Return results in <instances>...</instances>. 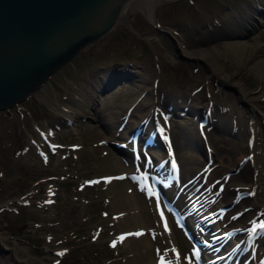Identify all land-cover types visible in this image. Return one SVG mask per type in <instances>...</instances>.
Instances as JSON below:
<instances>
[{
    "label": "rangeland",
    "instance_id": "1",
    "mask_svg": "<svg viewBox=\"0 0 264 264\" xmlns=\"http://www.w3.org/2000/svg\"><path fill=\"white\" fill-rule=\"evenodd\" d=\"M162 1L155 5L151 20L138 7H127L110 31L74 53L25 98L7 110L0 109V259L10 257L13 251L18 256L29 253L41 257L47 264H136L128 241H116L122 228L118 225L122 220L118 222L115 216L119 200L109 197L111 186L107 187L108 179L101 177L108 172L101 164L107 149L93 150L97 144H110L101 135H97L95 145L91 144L86 133L72 125L73 116L69 118L70 113L64 112L65 104L76 105L78 89L101 84L98 77L103 69L126 73L133 82L139 78L143 88L152 86L156 92L178 89L194 93L200 105L212 98L242 109L248 107V102L237 98L233 85L208 74V64L202 58L180 52L175 37L179 35L177 30L185 32L188 38L202 35L211 17H224L237 4L250 1L257 6L256 17L251 20L255 28L245 36L259 34L264 41V0L260 5L257 0ZM259 19L263 20L261 26ZM229 56L222 60L226 69L243 86L245 80V88L254 89L258 83L254 70L243 66L234 71L236 65ZM129 83L119 85L113 103L124 97L122 93ZM100 97L109 102L113 95L92 91V100L99 103ZM80 105L88 106V102L84 100ZM114 106L99 104L109 128L115 131L110 139L119 138L127 129L124 124L114 128L113 111L123 109ZM77 117L108 132L105 123L96 118ZM43 130H52L48 137L60 142L56 150L48 151L46 160L41 159L35 145L40 140L45 148L40 133ZM28 144H33V148ZM49 189L54 190L50 195L53 199L46 202ZM126 228L129 227H123ZM9 263L28 262L11 259Z\"/></svg>",
    "mask_w": 264,
    "mask_h": 264
},
{
    "label": "bare ground",
    "instance_id": "2",
    "mask_svg": "<svg viewBox=\"0 0 264 264\" xmlns=\"http://www.w3.org/2000/svg\"><path fill=\"white\" fill-rule=\"evenodd\" d=\"M160 1L162 0H126L112 24L118 21L120 16L123 17L125 9L130 6L138 7L151 20L154 7ZM256 7L250 1L246 4H237L236 8H230L231 11L224 17H211L206 23V29L202 35L188 38L185 36V32L177 30L179 35L175 37L180 52L187 56L202 58L208 64V74L225 84L233 85L237 90V98L248 102V107L242 109L239 106L227 105L212 98L200 105L197 103L194 93L181 92L178 89L173 91L163 89L156 92L152 86L143 88L139 78L133 82L132 78L126 79L121 76L119 81L109 86V81L119 75L110 69H103V74L98 77L101 84L92 85V88L84 85L78 89L80 97L75 99L76 105L65 104L64 108V112L70 113L69 118L71 115L73 116L72 125L75 129L86 133L88 140L94 145L97 135L104 137V141H108V143L110 138L115 135L114 129L111 131L110 123L104 119L101 109L99 110V104H103L104 107L117 105L119 108H123L121 111H113L114 128L119 126V122L122 121L124 126H127V130L140 121L144 123L145 128L157 124L158 131L162 134V137L158 135V144L161 148L159 150L151 148L152 154L159 159L164 155L174 156L180 164L181 177L187 178L195 174L187 189L182 193L176 194V188L168 186L166 193L169 200L183 209L185 193H189L197 183H200V188L204 187L206 194L216 191L217 194L212 199L209 209L222 203L227 206L214 225L210 219L206 220L213 227L237 226V229L240 230L254 216L264 215V97H262L264 94V41L260 40L259 34L251 35V37L245 36L255 28L254 22L251 20L256 17L254 16ZM258 23L260 26L263 25V20L259 19ZM227 54L236 65L234 71L243 66L254 70L258 80L254 89L245 88L246 81L243 80V86L233 78V72L230 73L226 69L222 60L223 56ZM105 81L108 84L104 85ZM125 82L130 83L125 85L126 89L122 93L124 97L113 103L121 84H125ZM94 90L102 92V94L111 93L113 98L109 102H104L100 97L101 101L99 100L98 103L96 100H92V91ZM84 100L88 102V106L80 105ZM142 100H146L147 103L142 104ZM128 107L130 108L129 112H126ZM255 107L260 110L258 111ZM77 115L96 118L102 124L104 122V127L108 132L97 129L99 127H96V124L83 123ZM202 117H206V119L199 125L198 120ZM74 122H76L75 125ZM49 131H45L44 134H51L52 130L50 133ZM166 135H169V139H166ZM35 142L36 146L42 147L43 142L40 140ZM28 146L32 149L34 145L28 144ZM95 146L93 150L96 151L100 147L107 149L103 152L107 156L101 163L108 169L107 174L131 168L130 150L127 151L124 147L117 150L118 148L116 149L114 144L111 146L107 143ZM120 152L121 154H119ZM140 158L144 157L140 154ZM225 171L229 172L226 179L221 176L219 180L210 183L215 177L223 175ZM106 181L107 187L109 184L111 186L109 197L119 200V208L115 210V216L118 222L122 221L118 225L122 226L121 229L125 226L129 227L126 228L123 242L128 241L127 246H130L134 263L151 264L156 258L161 257L169 264H195L192 258V239L186 235L183 227L174 221L170 211L159 203L161 202L159 197L155 198L151 194L145 193L138 182L127 176H112ZM221 181H223V185L220 184ZM158 203L159 207H157ZM239 209L241 211L236 215L235 212ZM161 214H163V219ZM186 218L188 226L195 224V218L190 214L186 215ZM165 223L167 230H165ZM204 226L205 224L201 226V230L199 225L198 228L190 229L193 234L198 231L201 234ZM238 230L236 236L242 232ZM137 232L142 234L135 235ZM244 232L246 231L244 230ZM129 233H133V235H127ZM235 239L237 237L232 241ZM254 242L257 251L260 252L264 249V228H260ZM126 254L128 255V253ZM11 259H22L27 261V264H47L41 257H33L29 253L18 256V254L14 255L13 251L10 257L5 256L4 260L0 259V264H10Z\"/></svg>",
    "mask_w": 264,
    "mask_h": 264
},
{
    "label": "water",
    "instance_id": "3",
    "mask_svg": "<svg viewBox=\"0 0 264 264\" xmlns=\"http://www.w3.org/2000/svg\"><path fill=\"white\" fill-rule=\"evenodd\" d=\"M125 1L0 0V108L24 98L109 30Z\"/></svg>",
    "mask_w": 264,
    "mask_h": 264
},
{
    "label": "snow or ice",
    "instance_id": "4",
    "mask_svg": "<svg viewBox=\"0 0 264 264\" xmlns=\"http://www.w3.org/2000/svg\"><path fill=\"white\" fill-rule=\"evenodd\" d=\"M172 167H173V168L176 167V165H175V161L172 162ZM157 207H159V203L157 204ZM161 217H162V219H163V214H161ZM164 226H165V230H167V224H166V223H165ZM259 227H260V228H264V223H260V224H259ZM252 230L255 231L256 228L253 227ZM141 234H142V233H140V232L135 233V235H141ZM127 235H133V233H129V234H127ZM121 239H123V237H121ZM114 244H115V242H114ZM114 244H113V246H114ZM173 251H175V250H173ZM159 264H169V262L166 261V260H164L163 258H161Z\"/></svg>",
    "mask_w": 264,
    "mask_h": 264
}]
</instances>
